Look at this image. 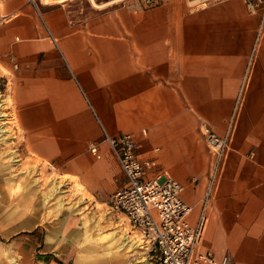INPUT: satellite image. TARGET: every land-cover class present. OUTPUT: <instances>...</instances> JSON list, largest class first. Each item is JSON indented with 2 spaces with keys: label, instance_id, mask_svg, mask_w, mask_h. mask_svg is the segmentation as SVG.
Returning a JSON list of instances; mask_svg holds the SVG:
<instances>
[{
  "label": "crops",
  "instance_id": "0c3cea01",
  "mask_svg": "<svg viewBox=\"0 0 264 264\" xmlns=\"http://www.w3.org/2000/svg\"><path fill=\"white\" fill-rule=\"evenodd\" d=\"M260 22L243 0H0V78L21 151L57 182L80 186L84 201L106 203L125 177L103 128L130 132L138 156L151 160L148 176L163 172L184 184L194 220L212 162L204 128L223 134L241 94L201 246L236 264H264ZM112 215L121 229L130 225ZM114 228V256L139 250L160 264L138 243L118 248Z\"/></svg>",
  "mask_w": 264,
  "mask_h": 264
},
{
  "label": "rangeland",
  "instance_id": "374dc122",
  "mask_svg": "<svg viewBox=\"0 0 264 264\" xmlns=\"http://www.w3.org/2000/svg\"><path fill=\"white\" fill-rule=\"evenodd\" d=\"M6 85L7 80L0 78L5 112L2 121L7 128L5 137H0V183L7 184L0 186V244L6 251V263L12 258L22 261L27 256L25 264H149L139 250L128 259L113 255L108 235L120 222L108 209L109 198L106 203L90 204L84 201L80 186L70 188L61 181V190L44 200L43 195L51 192L50 185L58 175L40 168L37 160L21 151ZM57 197L64 201L60 209ZM79 197L83 202L76 203L77 209L65 210L73 209ZM121 226L137 238L130 225L123 222ZM112 234H116L115 228ZM119 245L118 238V248Z\"/></svg>",
  "mask_w": 264,
  "mask_h": 264
},
{
  "label": "built area",
  "instance_id": "2783aa9c",
  "mask_svg": "<svg viewBox=\"0 0 264 264\" xmlns=\"http://www.w3.org/2000/svg\"><path fill=\"white\" fill-rule=\"evenodd\" d=\"M159 0H143L147 5ZM199 4L220 0H191ZM250 13H259L264 26V0H243ZM241 94L227 118L225 131L218 134L209 126L204 133L212 153L211 168L200 199L197 214L190 218L194 206L182 197L184 184L178 179L157 172L147 175L149 158H141L137 142L130 132L110 134L103 128V139L108 142L123 171L125 183L116 188L108 200L109 211L122 215L137 232V243L156 254L160 264H236L225 252L216 255L202 248V240L209 218V207L217 185L230 138L234 132ZM89 149L98 155V142L91 141Z\"/></svg>",
  "mask_w": 264,
  "mask_h": 264
},
{
  "label": "bare ground",
  "instance_id": "6f19581e",
  "mask_svg": "<svg viewBox=\"0 0 264 264\" xmlns=\"http://www.w3.org/2000/svg\"><path fill=\"white\" fill-rule=\"evenodd\" d=\"M5 116V112L3 111V99L0 98V137L4 138L7 128L4 126V123L2 121L3 117ZM51 186V192L49 194L43 195L44 200H47L51 195L56 194L58 191H60V183L57 182V178H54V182L50 185ZM58 200V206L59 209L62 208L64 201L61 197H57ZM72 208V207H71ZM116 234L118 235V238L120 239V245L119 248L127 246L128 248H135L137 246V241L133 236L129 233V231L126 228L121 229L119 225L115 226ZM136 252V251H135ZM6 251L3 250L1 244H0V264H25L24 258L22 261H19L17 259H9L8 263H6V258L4 257ZM20 258V257H19Z\"/></svg>",
  "mask_w": 264,
  "mask_h": 264
}]
</instances>
